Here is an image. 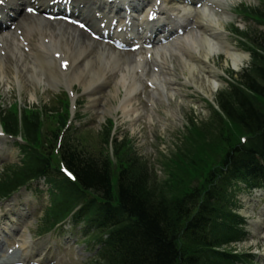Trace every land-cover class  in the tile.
Masks as SVG:
<instances>
[{"label":"trees","instance_id":"obj_1","mask_svg":"<svg viewBox=\"0 0 264 264\" xmlns=\"http://www.w3.org/2000/svg\"><path fill=\"white\" fill-rule=\"evenodd\" d=\"M255 44L256 62L243 75L242 87L219 96L226 119L251 139L247 145L239 140L227 149L219 165L224 172L212 173L213 180L219 182L203 195L198 190L194 196L184 195L174 203L167 197L158 199L144 185L126 180V171L118 175L113 185L114 167L107 157L98 159L66 149L69 154L64 161L76 174L77 192L85 197V208L110 229L105 264H197L194 260L198 259L190 258L178 241L190 237L210 248V228L222 213V206L228 203L221 184L255 176L264 185V36ZM16 119L6 118V123L16 126ZM224 131L225 128L221 133ZM234 136L235 131L227 129L224 142L232 141ZM34 168L37 167L31 165L26 174L16 173L15 179L21 180ZM90 191L99 194L102 202L87 199Z\"/></svg>","mask_w":264,"mask_h":264},{"label":"rangeland","instance_id":"obj_2","mask_svg":"<svg viewBox=\"0 0 264 264\" xmlns=\"http://www.w3.org/2000/svg\"><path fill=\"white\" fill-rule=\"evenodd\" d=\"M247 2L256 6L258 0H247ZM249 25H243L242 29L246 30ZM233 40H235L233 38ZM238 44V40L236 45ZM251 58L245 61V68ZM171 65L176 69V84L172 87H166L165 93L154 96L152 107L149 111L140 106L136 97L131 98L124 87V77L121 75L117 81L112 84V89L108 92L101 93L97 91L98 105L91 107V100L88 94L77 86L73 93L77 96L74 105L71 99V110L76 113L77 118H81L82 125L90 126L94 131L100 132L102 117L112 118L116 124L115 135H129L133 140L134 149L144 159L145 162L154 166L157 176L162 179V183H175L179 178V191L186 192L192 189L196 183L202 185L206 173L216 167L219 159L226 152L228 143L223 142L225 136L221 133V127L217 124L216 119L210 118V104L216 99L218 91L213 95V101L210 102L201 95L196 94V87L193 84L186 83L188 72L183 68L178 58L171 59ZM224 63L219 64V69H225ZM13 77L5 73L0 77V102L5 107L10 104L14 98H18L22 104L34 102L32 95L33 87L31 85L21 89ZM228 80V78L226 79ZM116 85L121 86V91H117ZM226 83L220 86L219 90ZM226 88V86H225ZM178 90V96L174 100L173 92ZM50 96H52L50 94ZM50 97H43V102L47 103ZM133 101V112L127 109L128 103ZM169 101V106H168ZM162 107V111L155 114L153 109ZM197 118V128L191 127V130H185V126L191 122V119ZM84 126V127H86ZM235 142V141H234ZM178 145V151L174 155V162L171 166L173 156L162 159L161 154H167L170 148ZM144 162V163H145ZM146 163V164H147ZM165 175H164V174ZM169 180V181H168ZM179 191H175V194ZM226 230L222 224L216 223L213 235L221 241H225ZM83 234H79V238ZM195 246L190 244L186 252L193 253ZM247 245H238V250L244 252ZM79 250V262L71 264H84L90 256L85 253V246L76 248ZM226 249V248H223ZM223 249H219L223 250ZM200 264H222L214 256H206Z\"/></svg>","mask_w":264,"mask_h":264},{"label":"bare ground","instance_id":"obj_3","mask_svg":"<svg viewBox=\"0 0 264 264\" xmlns=\"http://www.w3.org/2000/svg\"><path fill=\"white\" fill-rule=\"evenodd\" d=\"M83 1L86 5L92 6L91 0ZM168 1L171 0H166V2ZM86 5L85 14H89L92 9H88ZM190 12L193 16V25L198 30H203V35H200L199 42L192 45H186V50L184 52L187 53L188 59L183 63V67L189 72V80L192 83L197 84L198 87H200L199 89L205 95L211 97L218 87V85H216L217 73L214 72L215 70L211 66V61L225 50L227 57L232 62L233 68L238 70L244 64L246 57L243 54L233 51L229 48V46L224 44L222 40V29L224 30L225 27L223 22L218 19L214 13L210 11H206L201 14L192 11ZM56 33V36H50L49 44L41 43L34 48L36 52L41 55H45V53H49L51 49L56 47L59 48L60 44H64L66 50L63 51V54L66 56V60L70 61V71L63 72L60 67H57L56 65H49L46 69L50 74L57 77L70 78L69 86H72V82L75 80H81V78L89 75L91 80L81 81V86H83L86 90L94 78H106L108 63L105 58L110 56L108 52L106 53V51L99 49L97 53H95V56L92 57L91 55L94 53L89 52L88 47L83 46L79 40L77 41L78 44L75 47L68 43L69 39L66 38V32L63 29L59 28ZM5 50L9 56H12V58H15L17 61L23 56V54H21V52L17 49L10 50L8 45L5 46ZM55 51L56 53L59 52L58 49ZM188 60H192L193 63H190ZM81 62H84L85 64H82ZM78 65L79 71L83 73L82 76L74 75L75 69H77ZM105 65H107V67ZM206 83L207 85L204 86Z\"/></svg>","mask_w":264,"mask_h":264},{"label":"snow or ice","instance_id":"obj_4","mask_svg":"<svg viewBox=\"0 0 264 264\" xmlns=\"http://www.w3.org/2000/svg\"><path fill=\"white\" fill-rule=\"evenodd\" d=\"M5 3H6V0H0V6H3ZM27 11L29 13H33L35 11V9L32 7H29V8H27ZM150 18L155 19V17H150ZM81 27H84V26L81 25ZM65 67H67V65H65Z\"/></svg>","mask_w":264,"mask_h":264}]
</instances>
